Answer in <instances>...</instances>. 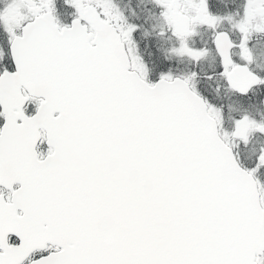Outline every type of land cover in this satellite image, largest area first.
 <instances>
[{
    "label": "snow or ice",
    "instance_id": "obj_1",
    "mask_svg": "<svg viewBox=\"0 0 264 264\" xmlns=\"http://www.w3.org/2000/svg\"><path fill=\"white\" fill-rule=\"evenodd\" d=\"M0 264H264V0H0Z\"/></svg>",
    "mask_w": 264,
    "mask_h": 264
}]
</instances>
